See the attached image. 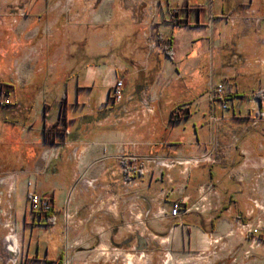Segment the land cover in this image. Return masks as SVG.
<instances>
[{
    "label": "crops",
    "instance_id": "1",
    "mask_svg": "<svg viewBox=\"0 0 264 264\" xmlns=\"http://www.w3.org/2000/svg\"><path fill=\"white\" fill-rule=\"evenodd\" d=\"M20 6L6 23L0 18L12 44L1 53L17 55L10 74L16 99L0 115V264H238L231 260L238 255V219L264 216V164L255 157L264 154V0ZM173 13L180 24L170 21ZM150 32L167 36L164 50L149 46ZM36 40L45 48L40 72L50 73L41 85L34 80ZM76 51L84 58L76 61ZM73 71L79 89L99 82L109 88L108 100H96L86 118L69 114L60 84H71ZM231 78L236 93L224 110L212 104L210 89ZM119 79L123 94L114 99ZM50 94L59 98L52 102ZM57 105L65 130L51 141L46 131ZM253 119L259 127L252 128ZM209 151L213 163L168 168L155 160ZM121 154L140 167L130 183ZM81 176L96 182L77 183ZM32 193L49 199L51 210L34 212ZM180 200L200 209L160 214ZM10 221L17 252L5 240Z\"/></svg>",
    "mask_w": 264,
    "mask_h": 264
},
{
    "label": "rangeland",
    "instance_id": "2",
    "mask_svg": "<svg viewBox=\"0 0 264 264\" xmlns=\"http://www.w3.org/2000/svg\"><path fill=\"white\" fill-rule=\"evenodd\" d=\"M27 0H0V18L3 19V22L6 23L7 19L10 17L11 13H15V10L17 8H20V5H24ZM23 9V8H22ZM20 9V11H23ZM5 20V21H4ZM1 21V20H0ZM11 33L7 29V27L3 24H0V82L4 83V87L2 88L0 85V101L4 103L5 107H1L0 109V115L4 113V108H10L12 109L11 105L14 103L15 97V90L14 87H12L11 80L14 81V79H10L11 71L15 69L16 66V53L15 49H12L9 51L8 54L4 55L1 53L2 50L10 49L12 47L11 42L9 41ZM30 46L31 44L28 43ZM42 41H35L34 42V53L36 56L39 55V57H36V63L34 64L35 68V82L38 83V85H41L43 82H48L50 73H48L47 70H49V66L47 65L45 70L47 73H41L42 70L40 68V64H42L43 59V51H45V48ZM77 43L73 44V47L76 48ZM25 47H23L24 49ZM26 50V48H25ZM27 51L22 52L26 54ZM75 60H81L84 58L83 53L76 51L74 53ZM236 59V58H235ZM229 61V60H228ZM231 62L234 59L230 60ZM40 62V64H38ZM56 73L60 70V66L56 65L55 69ZM55 73V74H56ZM63 73V72H60ZM57 75H54L56 77ZM70 76V75H69ZM72 78L70 80L71 84L65 85L64 83L60 82V84L64 86V93H67V99H68V106L67 109L69 111V114L72 116H80L82 118H86V116L89 114V108L94 105V102L96 100H103L107 101L109 96V88H103L101 83L99 82L94 88L92 89H86L82 88L79 89L78 83H77V72H72ZM230 84L232 85L233 93H236V87L237 85L233 82L232 78L230 79ZM55 84L54 86H56ZM50 92V91H49ZM51 93L54 95L55 91ZM50 94V98L52 102L57 100L59 98V95L53 96ZM250 98H253V93L249 94V96L244 97V100L249 101ZM52 109V115H55L53 118V122L50 125L49 128H47L46 133L49 135L53 134H61L62 133V125H58V123L65 118V113L63 112V105L55 106ZM63 109V110H62ZM247 113V112H246ZM256 116V115H255ZM252 128H257L260 125V121L257 119H253L252 121ZM42 125V122H38L35 127L40 128ZM238 141H240V135L238 134ZM255 157L259 158V161L264 164V154H257ZM259 172L258 177H261V174H264V166L258 169ZM264 212V210H262ZM243 238V240H242ZM112 257V256H111ZM115 258V257H114ZM120 259L118 261H124V257L118 256L115 259ZM232 261H238V264H250L251 261H260L259 264H264V216H258L257 218H249L246 221H243L241 219H238V255L234 254V257L231 259ZM102 261V260H100ZM128 261V260H126ZM132 261V260H131ZM243 261V262H242Z\"/></svg>",
    "mask_w": 264,
    "mask_h": 264
},
{
    "label": "built area",
    "instance_id": "3",
    "mask_svg": "<svg viewBox=\"0 0 264 264\" xmlns=\"http://www.w3.org/2000/svg\"><path fill=\"white\" fill-rule=\"evenodd\" d=\"M249 14L252 16V12H249ZM254 24L259 25L262 22V18L259 16H252ZM170 21L172 24L177 25L180 24V18L177 16L176 13H173L171 16ZM166 42H167V36H163L161 38H156L152 36V32L149 33V38H148V43L151 48H160V49H165L166 47ZM264 43V38L262 40ZM123 88H124V80L119 79L116 84L113 87L112 90V96L113 98H120L123 94ZM233 93L232 85L229 83L223 81L220 82L216 85H213L210 89V101L214 106L219 105L220 108L227 110L230 108V96ZM181 113V109H178L175 112V115H178ZM119 160L123 164L122 166V171L123 173L127 174V182L130 183V176L134 175L135 173L140 171V167L138 165H134L131 163L132 158L125 156V155H120ZM156 162L159 163L160 165L168 168L175 167L176 165H183L184 167L187 166H193V165H199L201 163H213L215 162V157L212 152H206L201 156H196V157H190L188 159H168V158H163V157H156ZM86 181L89 186H92L95 184L96 179H85L83 176L79 177L78 182L80 181ZM29 202L31 209L34 212L37 213H46L49 210H51L52 204L49 199L43 197L39 193H32L29 197ZM185 200H180L174 203V205L171 207L169 211H166L165 209L161 211V215H167V213L171 216H178L180 213L183 211L189 212L191 211L194 207L196 210L200 209V206L198 203L192 205L191 207L184 206L185 205ZM7 227L9 229V233L7 237L5 238L6 242L8 243L7 247L10 248L12 251L17 252L19 250L18 247V240H17V229H16V224L12 221L8 222Z\"/></svg>",
    "mask_w": 264,
    "mask_h": 264
},
{
    "label": "trees",
    "instance_id": "4",
    "mask_svg": "<svg viewBox=\"0 0 264 264\" xmlns=\"http://www.w3.org/2000/svg\"><path fill=\"white\" fill-rule=\"evenodd\" d=\"M168 41H170L171 42V39L169 38V40ZM170 47L169 46H167V49H169ZM65 130V128H63L62 129V131H64ZM54 135V134H53ZM53 135H52V137H51V141H54V137H53Z\"/></svg>",
    "mask_w": 264,
    "mask_h": 264
}]
</instances>
